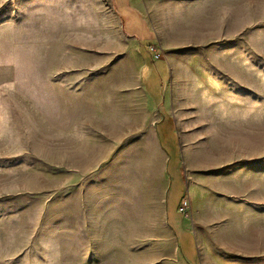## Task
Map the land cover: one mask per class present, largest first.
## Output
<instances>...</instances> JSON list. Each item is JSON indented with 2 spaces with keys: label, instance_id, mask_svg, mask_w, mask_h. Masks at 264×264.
<instances>
[{
  "label": "rangeland",
  "instance_id": "374dc122",
  "mask_svg": "<svg viewBox=\"0 0 264 264\" xmlns=\"http://www.w3.org/2000/svg\"><path fill=\"white\" fill-rule=\"evenodd\" d=\"M244 2L221 40L140 53L108 0H0V264H264V0ZM226 134L248 147L200 166Z\"/></svg>",
  "mask_w": 264,
  "mask_h": 264
},
{
  "label": "crops",
  "instance_id": "0c3cea01",
  "mask_svg": "<svg viewBox=\"0 0 264 264\" xmlns=\"http://www.w3.org/2000/svg\"><path fill=\"white\" fill-rule=\"evenodd\" d=\"M222 1L108 0V4L121 36L132 41L135 44L133 47L143 53L141 48L146 51H149V48H154L160 52H166L187 45L206 44L208 41L221 40L223 38ZM225 1H228L229 7H232L231 4L234 0ZM241 1V5H244V1L250 0ZM228 12L229 18H233V21L230 18L224 22L227 24L236 23L234 17L238 16V8L235 7V10ZM148 20L151 28L146 26ZM137 22L145 24L150 34H152L151 30L155 33V38L152 34L150 40L152 44L144 46L134 39H129L134 36L136 29L135 26L127 27V25ZM229 32L227 31V33ZM153 41H156V44H153ZM12 86L13 69L9 66L0 67V98L2 93L11 89Z\"/></svg>",
  "mask_w": 264,
  "mask_h": 264
},
{
  "label": "bare ground",
  "instance_id": "6f19581e",
  "mask_svg": "<svg viewBox=\"0 0 264 264\" xmlns=\"http://www.w3.org/2000/svg\"><path fill=\"white\" fill-rule=\"evenodd\" d=\"M214 141L216 143H218L217 146L215 147V149L214 148L211 149L210 154H209V157H205V158L199 160L198 164L200 166H206L208 164L211 165V163L216 162L215 161L216 158L219 157L222 153H224V151L227 148L230 147L229 144H228L227 147H223V148L221 147L222 149H220V146H219L220 145V142L226 141V143H234L233 144L234 145L233 146L234 148H232V149H237V150H240V148L244 149L247 146V144H248V139L246 137H237L236 134H226V135H222V137H219V138L216 136L214 138ZM221 186L222 185L220 184V186H218V187H221ZM212 188H213V186H212ZM227 217L228 216H224L223 214L222 215L221 214L219 215V219H221L222 223H225L226 221H228L227 219H229V217L228 218Z\"/></svg>",
  "mask_w": 264,
  "mask_h": 264
},
{
  "label": "built area",
  "instance_id": "2783aa9c",
  "mask_svg": "<svg viewBox=\"0 0 264 264\" xmlns=\"http://www.w3.org/2000/svg\"><path fill=\"white\" fill-rule=\"evenodd\" d=\"M150 52H151V53H155L156 51L152 48V49L150 50ZM154 58H155V59H158V56L155 55Z\"/></svg>",
  "mask_w": 264,
  "mask_h": 264
}]
</instances>
